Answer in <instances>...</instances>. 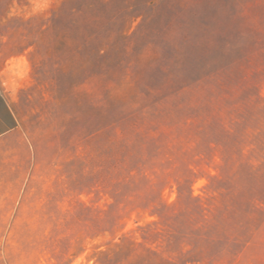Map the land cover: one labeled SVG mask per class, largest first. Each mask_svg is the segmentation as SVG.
I'll return each mask as SVG.
<instances>
[{
  "label": "rangeland",
  "instance_id": "1",
  "mask_svg": "<svg viewBox=\"0 0 264 264\" xmlns=\"http://www.w3.org/2000/svg\"><path fill=\"white\" fill-rule=\"evenodd\" d=\"M0 83V264H264V0H0Z\"/></svg>",
  "mask_w": 264,
  "mask_h": 264
},
{
  "label": "crops",
  "instance_id": "2",
  "mask_svg": "<svg viewBox=\"0 0 264 264\" xmlns=\"http://www.w3.org/2000/svg\"><path fill=\"white\" fill-rule=\"evenodd\" d=\"M19 125V117L0 83V151L7 141L17 133ZM2 172L0 168V174Z\"/></svg>",
  "mask_w": 264,
  "mask_h": 264
}]
</instances>
